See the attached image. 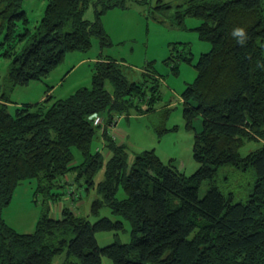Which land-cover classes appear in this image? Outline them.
Returning a JSON list of instances; mask_svg holds the SVG:
<instances>
[{
    "label": "trees",
    "instance_id": "trees-1",
    "mask_svg": "<svg viewBox=\"0 0 264 264\" xmlns=\"http://www.w3.org/2000/svg\"><path fill=\"white\" fill-rule=\"evenodd\" d=\"M23 1L0 0V58L10 60L6 92L40 81L66 53L88 51L92 37L101 48L107 45L101 17L145 0H47L33 29ZM90 7L93 20L85 17ZM186 17L199 21L198 38L210 44L180 96L198 164L189 176L163 163L154 150L130 162L126 146L107 130L102 134L107 160L93 147L96 115L109 123L135 108L138 115L157 116L152 127L158 136L170 131L169 105L156 108L161 77L155 72L130 81L122 62L104 57L93 64L90 88L62 100L48 96L20 105L14 114L0 84V264H52L63 254L64 264H102V258L113 264H264V0H184L174 23L184 27ZM189 55L177 60L191 63ZM172 72L178 73V65ZM247 143L257 148L242 156ZM102 169L104 179L96 184ZM248 173L252 178L239 196L230 189L231 179ZM69 174L78 190H96L89 205L96 221L67 208L52 218L43 204L32 233L5 223L2 211L20 182L35 180V193L47 195L65 186L62 179ZM203 182L207 189L200 197ZM119 189L125 195L120 199ZM97 233H112L114 241L100 246Z\"/></svg>",
    "mask_w": 264,
    "mask_h": 264
},
{
    "label": "rangeland",
    "instance_id": "rangeland-1",
    "mask_svg": "<svg viewBox=\"0 0 264 264\" xmlns=\"http://www.w3.org/2000/svg\"><path fill=\"white\" fill-rule=\"evenodd\" d=\"M143 2L127 3L128 8L124 11H120L122 9L119 8L109 10L101 17L102 27L108 38L107 45L101 48L100 41L92 37L88 51H76L74 55L66 53L64 60L46 77L40 81L30 82L28 85L17 86L12 92H6L5 89L10 60L0 58V84L2 91L6 92L11 102L8 110L13 112L17 105H34L45 95L51 96L52 100H62L78 89L90 88L93 60L81 62L68 76H65L80 58L94 59L101 55L122 62L126 68L127 78L135 82H141L144 74L148 76L150 74L149 77L152 78L153 74L150 72H155L161 77V101L157 102L156 108L169 105L170 112L165 127L170 131L158 136L152 127V122L157 120V116L142 117L138 115L135 108H130L128 112L115 114L109 123L102 116L103 125L95 126L99 131L93 141V147L98 146V150L102 152L106 160L110 154L105 150L106 143L102 134L110 129L107 124L114 128V125L118 123L114 129L118 141L113 140L126 146L129 160L142 151L154 150L163 163L172 162V165L181 173L189 176L197 169L198 164L192 154L194 133L185 128L180 96L186 85L194 81L196 76L194 65L199 56L210 49V44L199 40L195 30L199 24L198 20L186 17L184 27L174 23L175 11L184 0H145ZM46 4L47 0L23 1L22 8L27 14L29 26L32 29L41 20ZM158 5L160 9L156 8ZM164 5L170 7L162 9L165 8ZM85 17L93 20L92 7L86 11ZM188 52L192 59L191 63L177 60L179 55ZM174 65H178V73L172 72ZM106 89L111 90L108 81ZM201 126V119H195L196 131H200ZM256 148L255 143H247L239 150V153L245 156ZM67 177L73 180L74 175L69 174ZM251 178V173L244 177H234L233 183L231 179L230 189L242 196ZM73 186L72 184L55 188L46 195L40 190L35 193V180L22 181L18 184L10 204L3 209L2 215L8 223L13 225L14 230L24 234L34 231V225L41 214L43 204H47L49 216L52 218H59L60 209L64 207L87 217L90 222L96 221L97 217L89 215V205L93 199L97 198L96 190L91 189L87 192L84 187L78 190L77 186L76 188ZM206 189L207 182H203L199 190L200 197H203ZM53 194L54 196L59 194L56 200L51 198ZM123 194L119 189L116 197L123 198L125 197ZM101 215L107 216V210H102ZM110 235L111 237H108ZM110 235L97 233L98 244L105 246L113 242V234L110 233ZM119 237L121 240L124 239L121 233ZM64 259L65 254L56 256L52 264H64ZM102 264L113 263L108 258H102Z\"/></svg>",
    "mask_w": 264,
    "mask_h": 264
},
{
    "label": "crops",
    "instance_id": "crops-1",
    "mask_svg": "<svg viewBox=\"0 0 264 264\" xmlns=\"http://www.w3.org/2000/svg\"><path fill=\"white\" fill-rule=\"evenodd\" d=\"M138 1H140V0H138ZM118 11V10H117ZM120 11H124V10H120ZM127 11V10H126ZM88 20H90L89 18H87ZM198 26V25H197ZM69 55H74V52H70L69 53ZM101 58H104V57H102L101 55L98 57V58H94V59H91V58H89V59H84V58H80V59H78L79 61H78V63H76V65H74V66H72V68L69 70V72L67 73V75H65V76H68V74L78 65V64H80L81 62H83V61H88V60H93L94 61V63L95 62H97V61H99V59H101ZM47 93H49V92H47ZM46 93V94H47ZM46 96L47 95H45L44 97H42L38 102H41V101H43L45 98H46ZM180 101H181V99H180ZM37 102V103H38ZM9 105L10 104H8V108H9ZM20 105H17L16 106V108L14 109V111L13 112H10L9 110V113L10 114H14V112H15V110L19 107ZM140 116H142V117H145V116H143V115H140ZM118 124V123H117ZM117 124H116V126L114 127V128H110V129H108V134L113 138V139H115V140H117V135H115V131H114V129L117 127ZM118 141V140H117ZM120 141V140H119ZM119 144H122V143H120L119 142ZM256 144V143H255ZM257 145V144H256ZM98 148V146L97 147H95V150ZM106 160H107V158H106ZM130 162L132 161V159L131 160H129ZM72 178H69V177H67V175L66 176H64V178L62 179L63 181V183H66V185H74L73 187L74 188H76L75 186V184L73 183V180H71ZM104 179V169H102L101 171H99L98 173H97V175H96V177H95V183L97 184V183H99V182H101L102 180ZM64 209V207L63 208H61L60 209V216H61V212H62V210ZM68 209V208H67ZM40 217V216H39ZM3 219H4V221H5V223L8 225V226H10L11 228H14L13 227V225H11L10 223H8L7 221H6V219L3 217ZM38 220V219H37ZM37 220H36V222H37ZM36 222H35V224H36ZM34 228H35V225H34ZM27 234H29V233H27ZM107 235H110V233H106ZM108 237H111V235L110 236H108Z\"/></svg>",
    "mask_w": 264,
    "mask_h": 264
},
{
    "label": "built area",
    "instance_id": "built-area-1",
    "mask_svg": "<svg viewBox=\"0 0 264 264\" xmlns=\"http://www.w3.org/2000/svg\"><path fill=\"white\" fill-rule=\"evenodd\" d=\"M92 124H93V126L103 125V117L102 116H98V115L94 116L93 119H92ZM107 126H108V128H111L110 127L111 125L108 124ZM114 126H116V125H114Z\"/></svg>",
    "mask_w": 264,
    "mask_h": 264
}]
</instances>
